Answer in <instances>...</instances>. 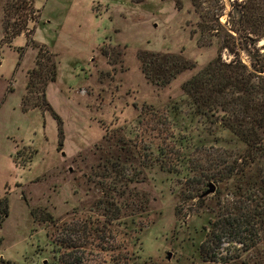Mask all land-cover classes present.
<instances>
[{
    "label": "rangeland",
    "instance_id": "1",
    "mask_svg": "<svg viewBox=\"0 0 264 264\" xmlns=\"http://www.w3.org/2000/svg\"><path fill=\"white\" fill-rule=\"evenodd\" d=\"M4 1L0 199L8 207L6 215L0 211V264H51L65 237H104L105 245L108 237L113 244L131 237L120 221L111 224L112 236L82 232L86 217L102 227L100 201L108 197L109 180L101 175L115 174L107 170L110 163L103 165L113 155L112 162L132 163L129 187L149 198L148 215L138 218L146 224V264H225L210 255L234 256L237 243L222 240L210 253L198 249L207 239L211 207L227 197L225 185L207 176L214 165L207 158L214 148L238 144L228 131L189 115L180 84L216 57L211 25L231 27L242 0H15L12 7ZM144 51L180 53L196 67L158 90L141 70ZM221 56L233 57L225 48ZM50 69L56 71L51 81ZM24 97L41 105L24 111ZM192 165L200 169L188 170ZM209 182L216 191L203 195ZM108 253L80 249L76 255L106 264Z\"/></svg>",
    "mask_w": 264,
    "mask_h": 264
},
{
    "label": "trees",
    "instance_id": "2",
    "mask_svg": "<svg viewBox=\"0 0 264 264\" xmlns=\"http://www.w3.org/2000/svg\"><path fill=\"white\" fill-rule=\"evenodd\" d=\"M4 2L9 7L17 4L15 0ZM238 6L241 14H237L231 27L211 25V29H217L215 36L219 40L216 57L183 80L180 88L186 96L190 116L199 117L205 126L228 131L238 144L237 147H223L220 151L214 148L208 153L211 157L207 160L214 165L206 169H212L207 176L220 185L224 184L228 193L211 207L207 239L198 247L199 252L203 254L205 247L207 253L212 252L214 249L210 245H217L222 240L235 242L238 252L234 256L216 257L217 253H214L210 258L215 256L225 264H264V0H242ZM224 48L233 56L229 61L221 56ZM242 52L247 54V61L241 56ZM139 58L144 76L158 90L170 85L185 70L196 67L195 61L180 53L144 51ZM51 63L56 67L54 59ZM34 71L33 68L30 73ZM55 74V69H50L47 80H54ZM22 103L24 111L32 105H41V102H33L27 97ZM205 128L209 130V127ZM156 151L163 154L162 148L157 147ZM146 156L150 162L158 158L152 153H146ZM113 158L115 155L107 158L103 165L106 168L110 163L107 170H114L115 174L105 172L101 175L109 180L104 185L108 197L100 201L105 217L102 227L98 228L86 217L81 221L82 232L94 236L95 232L109 230L112 236L111 224L120 221L133 231L131 237H116L115 244L112 237H108V245H105L104 237H65L56 247L58 254L51 264L98 263L94 257L76 255L80 249L82 254L98 250L109 252L106 264L147 263L142 255V233L146 224L138 218L148 215L149 198L145 192L129 187L136 176L132 163L127 166L133 171L129 175L128 168L112 162ZM198 169L193 165L188 168L190 171ZM4 198L0 199V211L6 215L8 201H3ZM61 247L67 252L61 254L58 249ZM242 254L245 256L241 257ZM232 260L236 262L232 263Z\"/></svg>",
    "mask_w": 264,
    "mask_h": 264
},
{
    "label": "water",
    "instance_id": "3",
    "mask_svg": "<svg viewBox=\"0 0 264 264\" xmlns=\"http://www.w3.org/2000/svg\"><path fill=\"white\" fill-rule=\"evenodd\" d=\"M236 11H238V15L241 14V11L238 8L234 7V12H236ZM215 190H216L215 184L213 182H209L207 184V189L204 191L203 195H208V194L214 193ZM168 255H170V252H168Z\"/></svg>",
    "mask_w": 264,
    "mask_h": 264
}]
</instances>
